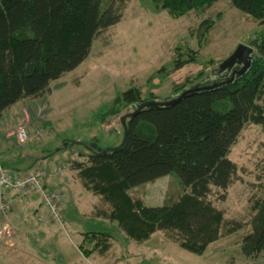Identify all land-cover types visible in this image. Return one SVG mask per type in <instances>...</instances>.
<instances>
[{
    "label": "trees",
    "instance_id": "obj_1",
    "mask_svg": "<svg viewBox=\"0 0 264 264\" xmlns=\"http://www.w3.org/2000/svg\"><path fill=\"white\" fill-rule=\"evenodd\" d=\"M129 1L113 0L103 9L102 0H0V118L24 99L42 98L50 92L52 82L82 65L96 38L120 23L122 7ZM218 1L152 0L174 18ZM231 2L240 12L264 25V0ZM210 28L211 25L208 32ZM250 48L252 60L242 76L229 84V78L209 82L205 76L201 87L222 85L189 93L173 106L139 109L147 102L176 99L191 88L183 86L179 92L176 89L175 97L165 101H144L136 88L119 94L112 108L129 110L123 116H127V136L122 146L101 149L96 143L63 141L44 159L50 162L62 152L83 147L87 151L86 162L71 161L69 152V160L64 162L71 163V169L78 172L88 192L110 206L109 212L96 211V216L117 223L129 241L141 244L161 232L181 249L203 256L224 232L231 235L242 228L233 223L223 232L224 213L208 197L214 188L225 192L235 181L237 166L229 155L245 126L254 124L264 129V31L251 42ZM198 57L197 51L176 48L171 71L197 62ZM215 65L209 61L205 67ZM167 68L162 67L159 75ZM203 75L202 71L199 76ZM171 175L178 178L185 190L172 204L147 207L129 195L131 189ZM45 186L59 191L47 185V177ZM253 213L250 232L241 242V253L246 258L264 253V195L253 207ZM81 235H88L94 244L91 252L79 247L85 258L94 252H108L114 240L111 232Z\"/></svg>",
    "mask_w": 264,
    "mask_h": 264
},
{
    "label": "rangeland",
    "instance_id": "obj_2",
    "mask_svg": "<svg viewBox=\"0 0 264 264\" xmlns=\"http://www.w3.org/2000/svg\"><path fill=\"white\" fill-rule=\"evenodd\" d=\"M112 3L113 0H102V8L107 9ZM209 25L212 28L208 32ZM263 31L264 25L260 21L240 12L231 0H219L208 8L190 11L180 18L172 17L152 0L126 2L120 23L96 38L85 62L52 82L50 92L42 98L25 104L24 110L33 116L29 121L18 122L14 129L16 137L20 128L26 129L29 140L19 146H24L27 153H35L33 157L23 159L33 162L31 170L26 172L34 169L47 172L43 167L47 163L44 158L63 141L96 143L101 149L122 146L125 129L121 118L129 110L119 106L112 108L119 94L136 88L144 101L154 98L165 101L175 97L183 86L188 89L206 80L229 78L230 74L221 75L217 66L239 46L250 47ZM178 47L184 51H197L199 57L197 62L172 72L170 64ZM209 61L216 65L205 67ZM164 66L168 68L159 75L158 71ZM202 71L204 75L201 77ZM204 78L206 80L202 81ZM111 108L113 113L109 111ZM15 148L18 149L16 144ZM68 152L72 153L71 161H87L84 157L87 151L83 147H73L54 156L53 160L57 159L61 166L66 165L65 177L72 167L71 163L64 162L69 160ZM229 159L237 166L235 181L225 192L214 188L208 200L224 213L223 232L233 223L241 224L242 228L231 235L224 232L218 242L210 245L203 258L181 249L164 233L157 232L148 243L139 244L127 240L119 230L115 235L121 239L115 237L108 252H94L89 258L80 252L78 260L69 236L76 239L78 250L83 246L85 251L91 252L94 247L91 238L81 234L115 232L108 222L89 214L109 212L110 206L99 198L89 200L80 190L86 202L77 220L80 231L69 227L65 217L61 226L44 219V225H34L33 228L29 225L36 217L32 213L24 217L27 226L19 219L15 220L14 214L9 215V219L1 218L0 264H246L242 261L241 242L250 232L253 207L264 195V129L247 124ZM58 171L57 177L60 176ZM184 193L174 175L129 191L132 199L141 200L147 207L172 204ZM62 203L63 206L67 203L64 195ZM42 207L45 209L43 204ZM109 228L112 231H107ZM57 234H61L60 239ZM260 255L264 256V253ZM255 264H264V260Z\"/></svg>",
    "mask_w": 264,
    "mask_h": 264
},
{
    "label": "crops",
    "instance_id": "obj_3",
    "mask_svg": "<svg viewBox=\"0 0 264 264\" xmlns=\"http://www.w3.org/2000/svg\"><path fill=\"white\" fill-rule=\"evenodd\" d=\"M31 100L32 99H24V100L20 101L18 104L14 105L10 109H8L6 112H4L2 117L0 118V168L3 169L4 171L24 173L26 171L31 170V168H32L31 165L33 162L30 163L29 159L28 160H23V159L33 157V155H35V153L34 154L27 153L28 150L25 149L24 146L23 147L19 146L20 143L17 140L16 134H15V129H14L15 125H17L18 122L25 121V120L29 121L31 119V116H33L32 113H30V111L24 110V108L26 106L25 104H27V102L31 101ZM27 117L29 119H27ZM14 142H15L18 149L15 148ZM60 146H57V147H60ZM39 164L40 163H38L37 165H39ZM43 167L47 168L46 169V171H47V185L50 187L58 189L61 192V194L64 195V197L67 200L66 205L63 206L65 208L66 224L69 227L74 228L75 230H79V227L77 225V220L80 219V212H81L80 209H82V208L84 209L86 207L84 204L85 200L83 199L82 191L85 193V197L89 198V200H92V199L99 200L98 197L94 196L92 193L88 192L83 187L81 180L78 176V172L71 169V170H69V172L67 173V175L65 177L67 167H66V165L61 166L60 162L57 161V159H54L53 161H50L47 163H44ZM59 169H60V172L59 171L58 172H59L60 176L57 177L56 171ZM79 188H81V189H79ZM80 190H82V191H80ZM6 199L12 204V206H13L12 211H14V209H15V213L11 212L9 214V215L14 214L15 220L19 219V221H21L23 224L25 222V225L27 226L26 222H28V221H26L24 219V217L26 218L27 215L32 213L36 217L34 218V221H31V223L29 224V225H31L30 228H33L34 225L35 226H37V225L42 226L45 224L39 220L40 217H42L46 214V210L43 209V207H42L41 197L39 194L33 193V194L23 196L20 194L17 195L16 193H13V194H8L6 196ZM82 199H83V201H82ZM25 213H26V215H24ZM82 213H84V212L82 211ZM22 214L24 216H22ZM89 214L93 218L96 217L98 219H103L106 222H108L109 226L110 227L112 226L115 230L114 233L111 232L114 234V239H115V237L117 239H121L119 236L115 235L116 231L120 230L117 223H114V222L106 220L102 217L96 216V212L94 214H92V212ZM9 215H8L7 219L10 218ZM9 223L11 224V222H9ZM107 231H112V228H109V230H107ZM81 233H83V232H80L79 234H81ZM57 236H58V239L61 238L60 237L61 234H57ZM41 237H43V236H41ZM55 237L56 236L54 235V238ZM69 237H70V239H71V241L75 247L77 255L78 254L81 255L80 251L78 250V245H77L76 239H74L71 236H69ZM113 242H115V241H113ZM146 243H148V242H146ZM56 245L58 246L59 244H56ZM120 245L122 246L121 242H120ZM208 249H207V251H208ZM108 254H106L105 256H107ZM79 255H78V260L80 259ZM204 256H205V254L201 258H203ZM245 259L246 258L243 257L242 261H246L247 262L246 264H255L258 261H263L264 256L259 255L255 258H248L246 260ZM115 262L116 261H114V263ZM105 264H107V263L105 262ZM239 264H244V262H241Z\"/></svg>",
    "mask_w": 264,
    "mask_h": 264
},
{
    "label": "built area",
    "instance_id": "obj_4",
    "mask_svg": "<svg viewBox=\"0 0 264 264\" xmlns=\"http://www.w3.org/2000/svg\"><path fill=\"white\" fill-rule=\"evenodd\" d=\"M17 140L20 144H24L29 140V135L25 128H20L17 133ZM60 172V169H59ZM47 173L41 170H32L22 174H16L4 171L0 168V219L7 218L12 212V204L6 199L11 193L17 195H29L37 193L41 197L42 204L46 210V215L39 218L50 220L56 225H63V203L62 195L59 191L48 189L45 186Z\"/></svg>",
    "mask_w": 264,
    "mask_h": 264
},
{
    "label": "water",
    "instance_id": "obj_5",
    "mask_svg": "<svg viewBox=\"0 0 264 264\" xmlns=\"http://www.w3.org/2000/svg\"><path fill=\"white\" fill-rule=\"evenodd\" d=\"M252 54H253V49L247 46H239L237 50L224 62H222L218 66V72L222 75L226 72L230 74L228 81L226 84L232 83L237 77L242 76L247 69L250 66L251 60H252ZM239 68L238 70H234V68ZM220 75V77H221ZM219 77V78H220ZM226 77V76H225ZM222 84L214 85V86H206V87H197V88H191L186 90L181 96H179L176 99H173L168 102H147L140 106L139 109L145 108V107H162V106H173L180 102L186 95L189 93H194V92H200L203 90H210L211 88H215L217 86H220ZM127 116L123 117L121 120L122 124L124 125L125 129V136H124V141L123 144L125 143L126 136H127V128L125 126ZM122 144V145H123Z\"/></svg>",
    "mask_w": 264,
    "mask_h": 264
},
{
    "label": "flooded vegetation",
    "instance_id": "obj_6",
    "mask_svg": "<svg viewBox=\"0 0 264 264\" xmlns=\"http://www.w3.org/2000/svg\"><path fill=\"white\" fill-rule=\"evenodd\" d=\"M238 69V68H237Z\"/></svg>",
    "mask_w": 264,
    "mask_h": 264
}]
</instances>
